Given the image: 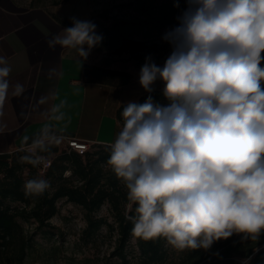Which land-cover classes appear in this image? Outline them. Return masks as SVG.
Segmentation results:
<instances>
[{
    "label": "clouds",
    "instance_id": "obj_1",
    "mask_svg": "<svg viewBox=\"0 0 264 264\" xmlns=\"http://www.w3.org/2000/svg\"><path fill=\"white\" fill-rule=\"evenodd\" d=\"M186 4L178 26L162 37L172 48L163 66L147 56L139 73L145 92L161 81L169 103L149 95L123 105L107 163L127 189L130 210L135 205V214H126L135 237L207 251L234 234L252 241L264 235V0ZM72 24L47 44L75 50L83 62L103 37L91 21L73 17ZM11 71L0 55V116L10 87L15 96L25 91L11 85ZM61 139L45 126L23 160L39 165L38 153ZM49 187L43 178L25 183L28 194Z\"/></svg>",
    "mask_w": 264,
    "mask_h": 264
},
{
    "label": "crops",
    "instance_id": "obj_2",
    "mask_svg": "<svg viewBox=\"0 0 264 264\" xmlns=\"http://www.w3.org/2000/svg\"><path fill=\"white\" fill-rule=\"evenodd\" d=\"M73 17L93 22L91 0L46 5L0 0V55L12 69L11 85L25 88L20 96L9 89L0 116V155L31 146L45 126L62 139L41 156L61 153L70 138L110 146L122 127L119 108L148 93L132 65L106 61L94 49L82 62L75 50L49 48L47 40L72 27ZM162 87L159 80L153 85ZM61 101H66L62 108ZM60 112L64 119L57 121Z\"/></svg>",
    "mask_w": 264,
    "mask_h": 264
},
{
    "label": "trees",
    "instance_id": "obj_3",
    "mask_svg": "<svg viewBox=\"0 0 264 264\" xmlns=\"http://www.w3.org/2000/svg\"><path fill=\"white\" fill-rule=\"evenodd\" d=\"M67 1V0H62ZM60 0L54 3L62 2ZM127 21L115 20L112 30L128 46L142 44L128 38ZM99 43L94 50L101 49ZM264 67V61L261 62ZM162 88L146 93L136 103H144L149 95L155 103L167 106L169 101L163 96ZM126 105V104H124ZM123 105L118 110V119L122 120ZM92 146L99 150L91 151ZM85 152L64 149L59 156L51 160L46 176H58V182L53 189H47L42 195L28 194L25 189L23 172L29 169V174L35 167L18 159L19 155H28V150H18L9 161L0 158V264H23L34 248V237L23 222L35 224V231L50 226V220L58 212V201L66 199L82 207L85 211V227L80 240L97 241L102 231L109 239V246L103 257L115 260V264H264V235L258 241L242 240L240 235H233L226 240L215 242L205 251L177 250L167 243L164 238L144 240L132 233L133 224L126 219L134 215L135 205L129 206L127 189L123 182L112 172L107 161L110 156V146L91 144ZM70 170L75 181L64 177L65 171ZM33 179V178H32ZM6 201L21 204H5ZM108 205L111 220L97 216V212ZM23 221V222H22ZM132 239L136 240L137 252L129 249ZM133 253H136L135 255ZM250 258V259H248Z\"/></svg>",
    "mask_w": 264,
    "mask_h": 264
},
{
    "label": "rangeland",
    "instance_id": "obj_4",
    "mask_svg": "<svg viewBox=\"0 0 264 264\" xmlns=\"http://www.w3.org/2000/svg\"><path fill=\"white\" fill-rule=\"evenodd\" d=\"M18 1L24 4L46 5L58 0ZM176 2L177 0H91L96 33L103 37L100 42L102 48L95 51L106 61L132 65L139 71L147 56H151L158 66H163L172 48L162 37L167 31L178 26L176 18L187 7L186 0H178L179 8L174 6ZM118 19L127 21L128 38L142 44L128 46V42L112 30V23ZM96 150H99L98 146L91 147V151ZM15 154L16 152L0 155V158L5 157L10 161ZM60 154L52 156L51 159L54 160ZM23 157L24 155H19L18 159L22 160ZM32 167H35V170H32L31 174L28 168L23 172L25 180L43 178L50 183L49 189H53L58 182V176H46V172H43L39 165ZM3 175L2 172L0 176ZM64 175L76 183V176H72L70 170L65 171ZM5 204L14 206L21 203L6 201ZM57 205L59 210L50 220V226L42 230L35 231V224L22 221L35 241L34 248L23 264H115V260L103 257L110 242L106 236L102 237L105 230L97 241L80 240L86 225L85 211L66 199L59 200ZM96 214L112 219L108 205H104ZM129 249L132 252L138 251L135 239L130 241Z\"/></svg>",
    "mask_w": 264,
    "mask_h": 264
},
{
    "label": "built area",
    "instance_id": "obj_5",
    "mask_svg": "<svg viewBox=\"0 0 264 264\" xmlns=\"http://www.w3.org/2000/svg\"><path fill=\"white\" fill-rule=\"evenodd\" d=\"M31 146L27 147L26 150H28ZM67 147L70 150H75L78 151L80 153L87 151L88 149H90L91 144L88 143L87 141L84 140H78L75 138H70L67 140ZM44 159L43 161L39 164V166L41 167V170L43 172H46L51 164V157L49 156H43Z\"/></svg>",
    "mask_w": 264,
    "mask_h": 264
}]
</instances>
